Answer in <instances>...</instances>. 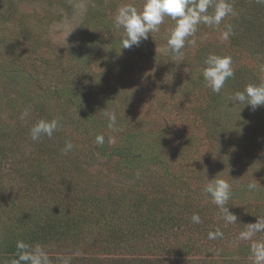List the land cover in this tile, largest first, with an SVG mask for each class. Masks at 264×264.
Returning <instances> with one entry per match:
<instances>
[{
  "label": "rangeland",
  "instance_id": "1",
  "mask_svg": "<svg viewBox=\"0 0 264 264\" xmlns=\"http://www.w3.org/2000/svg\"><path fill=\"white\" fill-rule=\"evenodd\" d=\"M228 2L233 13L199 24L181 61L161 51L171 17L121 48L117 11L143 0H0V264L18 259V241L50 264H253L264 232L239 234L264 218V106L226 98L264 83V4ZM210 54L233 60L219 94L201 74ZM40 119L60 127L34 142ZM216 176L232 186L235 223L204 192Z\"/></svg>",
  "mask_w": 264,
  "mask_h": 264
},
{
  "label": "clouds",
  "instance_id": "2",
  "mask_svg": "<svg viewBox=\"0 0 264 264\" xmlns=\"http://www.w3.org/2000/svg\"><path fill=\"white\" fill-rule=\"evenodd\" d=\"M258 3L264 4V0H258ZM210 8L213 9L211 14ZM232 13L233 8L228 0H143L142 9L139 11L131 3L121 6L114 23L123 29L121 48L130 49L133 46H139L142 40H147L149 34L159 31V26L164 22L165 17H171L176 23L167 38L166 46L161 51L166 55H175L182 61L181 49L185 46L186 38L196 32L199 24L220 25L224 18ZM231 33L232 26L225 25L222 38L227 40ZM232 64L233 60L229 55L210 54L204 59L201 74L206 86L213 93L219 94L225 82L234 76ZM226 99L228 104H240L242 107L247 105L255 110L258 106H264V83H249L242 91H236L228 95ZM102 115L108 121L110 128L116 125L117 115L114 111L105 110ZM27 116L28 111L25 110L21 118ZM59 127L60 121L57 119H40L30 128V139L35 142L44 136L52 138ZM96 143L103 144L104 137L98 135ZM72 149L73 144L66 141L62 152L67 154ZM227 175L231 177L229 171ZM256 187V183L247 185L249 191L255 190ZM204 192L211 196L228 223L237 221V216L227 207L232 195V186L227 179L219 176L208 179ZM192 221L199 223V215L193 214ZM261 232H264V218L257 217L256 222L249 223L247 229L239 234V238L251 241L257 233ZM222 235V232L217 229L209 233V239H216ZM16 248L18 259L13 261V264H50L47 253L39 245L31 246L18 241ZM250 252L253 264H264V240L254 241L250 246ZM62 264H70V258L64 259Z\"/></svg>",
  "mask_w": 264,
  "mask_h": 264
}]
</instances>
